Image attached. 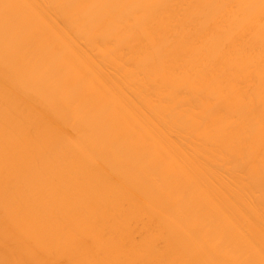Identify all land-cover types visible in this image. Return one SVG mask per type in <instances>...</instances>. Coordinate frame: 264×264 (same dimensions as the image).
<instances>
[{"label":"bare ground","instance_id":"1","mask_svg":"<svg viewBox=\"0 0 264 264\" xmlns=\"http://www.w3.org/2000/svg\"><path fill=\"white\" fill-rule=\"evenodd\" d=\"M0 264H264V0H0Z\"/></svg>","mask_w":264,"mask_h":264},{"label":"rangeland","instance_id":"2","mask_svg":"<svg viewBox=\"0 0 264 264\" xmlns=\"http://www.w3.org/2000/svg\"><path fill=\"white\" fill-rule=\"evenodd\" d=\"M208 225H209V224H208ZM206 228H207V229H212V228H211V226H210V227H209V226H207Z\"/></svg>","mask_w":264,"mask_h":264}]
</instances>
